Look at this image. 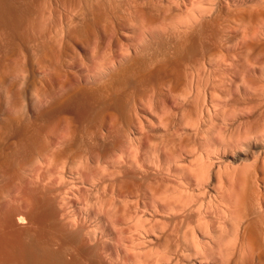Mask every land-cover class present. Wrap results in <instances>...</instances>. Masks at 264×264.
Here are the masks:
<instances>
[{
	"label": "bare ground",
	"instance_id": "1",
	"mask_svg": "<svg viewBox=\"0 0 264 264\" xmlns=\"http://www.w3.org/2000/svg\"><path fill=\"white\" fill-rule=\"evenodd\" d=\"M0 264H264V0H0Z\"/></svg>",
	"mask_w": 264,
	"mask_h": 264
}]
</instances>
